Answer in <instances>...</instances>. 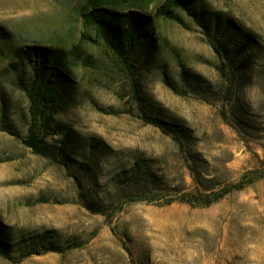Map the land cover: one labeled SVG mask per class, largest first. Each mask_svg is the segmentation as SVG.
Listing matches in <instances>:
<instances>
[{
    "label": "rangeland",
    "instance_id": "rangeland-1",
    "mask_svg": "<svg viewBox=\"0 0 264 264\" xmlns=\"http://www.w3.org/2000/svg\"><path fill=\"white\" fill-rule=\"evenodd\" d=\"M100 1L150 19L129 69L83 25L90 0H0V264H264V0L174 19L154 15L164 0ZM29 47L57 53L16 57ZM36 69L57 95L36 123L49 157L22 142ZM136 163L155 184L131 180Z\"/></svg>",
    "mask_w": 264,
    "mask_h": 264
},
{
    "label": "trees",
    "instance_id": "trees-1",
    "mask_svg": "<svg viewBox=\"0 0 264 264\" xmlns=\"http://www.w3.org/2000/svg\"><path fill=\"white\" fill-rule=\"evenodd\" d=\"M92 7L83 14V25L93 27L97 36H99L104 42L105 46L129 69V60L131 59L137 44V38L139 29L141 26L148 24L149 17L137 12L119 13L106 8L104 3L100 0H90ZM191 0H164L155 11L154 15L164 16L174 19L176 15L173 8L176 6L188 9ZM215 51L219 54V49L215 48ZM50 53L45 48L29 47L16 50V57L19 59H29L32 55L46 56ZM57 52L50 53L51 55ZM52 82L44 85L40 79L39 69H36L34 74V80L27 89V96L29 99V113H30V125L27 130V136L22 140L23 144L30 149L33 154L49 157L50 152L46 147L45 141L38 135L36 129V123L38 118L43 119V127L47 126L52 120L54 114L53 109L55 107V100L57 98L56 92L52 87ZM145 123L153 125L163 130L164 133L171 134L177 140L188 139V135L182 129H178L174 125L166 124L165 122L151 117L143 118ZM131 180L136 183L155 184V176L149 172V170H142L138 163L135 164V168L132 167L129 171ZM198 183V180H197ZM243 186H225L217 190H210L209 193H205L206 190L197 189L195 193L183 194L179 201L182 203H197L200 206H209L232 189H241ZM168 202L167 204H169ZM46 234L41 235V241L44 242ZM34 244H38L36 239ZM6 244L0 241V253L5 255ZM53 244H50L49 251H56Z\"/></svg>",
    "mask_w": 264,
    "mask_h": 264
}]
</instances>
